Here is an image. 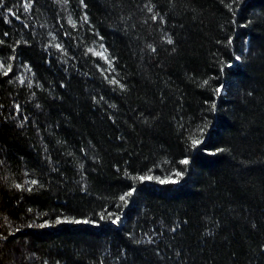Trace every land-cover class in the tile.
Masks as SVG:
<instances>
[{"label": "trees", "instance_id": "trees-1", "mask_svg": "<svg viewBox=\"0 0 264 264\" xmlns=\"http://www.w3.org/2000/svg\"><path fill=\"white\" fill-rule=\"evenodd\" d=\"M0 264H264V0H0Z\"/></svg>", "mask_w": 264, "mask_h": 264}, {"label": "snow or ice", "instance_id": "snow-or-ice-1", "mask_svg": "<svg viewBox=\"0 0 264 264\" xmlns=\"http://www.w3.org/2000/svg\"><path fill=\"white\" fill-rule=\"evenodd\" d=\"M193 143L194 144H196V143H199V141H193ZM183 163H187V161H183ZM180 175V173H177V176H179ZM141 179H144L143 177L141 178ZM162 183H164V182H166V181H161ZM171 182H175V181H171ZM121 199L123 200L124 199V197H121Z\"/></svg>", "mask_w": 264, "mask_h": 264}]
</instances>
